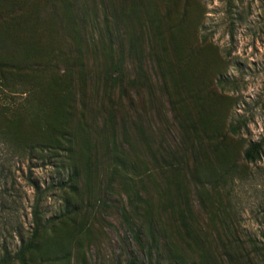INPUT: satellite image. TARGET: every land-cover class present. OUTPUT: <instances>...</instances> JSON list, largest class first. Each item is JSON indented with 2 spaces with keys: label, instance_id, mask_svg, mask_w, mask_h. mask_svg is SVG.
Segmentation results:
<instances>
[{
  "label": "rangeland",
  "instance_id": "374dc122",
  "mask_svg": "<svg viewBox=\"0 0 264 264\" xmlns=\"http://www.w3.org/2000/svg\"><path fill=\"white\" fill-rule=\"evenodd\" d=\"M84 4H106L110 24L119 20V84L104 77L90 16V27L74 16L79 28L59 0H0L6 55L25 66L0 71V128L10 133L0 132V260L19 264L36 231L26 264H148L119 210L131 192L160 264H264V146L256 161L243 158L264 141V0ZM43 133L88 161L75 187H58L67 171L19 144ZM66 200L81 210L67 214ZM237 240L262 250L227 261L222 245Z\"/></svg>",
  "mask_w": 264,
  "mask_h": 264
},
{
  "label": "trees",
  "instance_id": "16d2710c",
  "mask_svg": "<svg viewBox=\"0 0 264 264\" xmlns=\"http://www.w3.org/2000/svg\"><path fill=\"white\" fill-rule=\"evenodd\" d=\"M59 4L61 5L60 7L61 8V13H60L61 18L67 17L68 20H71L72 22H76L79 28H81L80 27L81 24L77 22L79 17L76 18L74 17L75 15L82 16L81 23L85 27L88 24L87 18L89 16L91 17V21L93 23V25H91L92 26L91 32L93 34L91 41L93 43L95 42L96 44L95 47H99L98 49H100L101 55L104 56L105 60H108V62H105L103 64L104 67L109 68V70L105 72L104 77L106 78V80L110 81L113 85L123 82L121 64L124 63V59H123L124 53L121 50V48H119L120 46L114 47L113 40H115L114 39L115 37L114 38L111 37V34L112 35L116 34V32L112 31V29L114 30L115 27H119L120 24H119L118 19L113 20L112 24H110L108 20V15H107V12L109 11V7L108 6L106 7V4H103L99 7L95 6L94 4L92 6L89 4H84L80 6V5H77L78 0H59ZM101 9H105V13L104 14L101 13L102 20L104 21V26L98 28L95 26V22H96L95 20L99 17V10ZM56 10H59V8L56 7ZM88 27H90L89 24H88ZM8 42H9L8 39L5 36L0 34V51L1 49H6L5 52L7 51ZM79 45H80L79 47L81 48L82 40L79 42ZM83 45H87V44L83 42ZM117 49L120 51L118 55H116ZM6 54L7 52L5 53V56L2 57L3 55L2 53H0V71L5 67L11 68L14 63L16 64V67H15L16 69H21V70L25 69L24 59L22 60L21 58L20 59L16 58L15 60V58L9 57ZM78 55H79L78 64H79L80 69L83 72L84 56L82 53H78ZM95 55L97 56V54ZM112 70L114 72H117L118 74H114V72H111ZM99 72L100 71H98V75H100ZM229 130L231 132H235L236 131L235 125L231 124L229 126ZM0 132L5 134L6 136L7 134L10 135L9 131L6 128H0ZM114 132H115V129H113V133ZM109 136L112 137L113 134L110 132ZM112 139L113 138H110L111 142L114 141V139L113 140ZM19 144L25 148L32 150L41 159H44V160L54 159V161L57 162L58 166L61 169H64L67 171L66 179L63 181H60L57 184V186L62 189L75 187L76 179L80 177L82 173L90 169L89 164L87 163L88 161L84 160V158L83 159L76 158V156L73 155L72 153V147L70 146L69 148L68 146H64V144H62L61 141L58 140L56 137L47 138L43 133V136L41 138L31 137V138L21 139ZM85 146H87V144ZM263 146H264L263 140L253 141L249 143V145L243 151L244 160L248 162H254L257 159H259ZM86 149H89L88 146L86 147ZM86 157L90 160V156H86ZM115 159L117 160V165L120 167V169H123L124 167H126L123 164L126 161L124 158H122L121 156H118V157L115 156ZM115 159L113 158V160ZM106 188L107 187H105V193L106 192L110 193V190H107ZM100 191L104 192L103 186L101 187ZM134 195L137 199L142 200L139 194L135 193ZM126 196H127L126 200L130 207L127 208L123 206L121 209H119L121 212V215L124 216L125 218L124 220L127 223L128 229L132 233L136 243L142 250L145 251L147 263L148 264H152V263L160 264L159 254L154 252L152 244L146 246V238L142 234L143 233V230H142L143 218H142V212L140 210L142 208L139 205L133 204V200L131 199V196H132L131 192H127ZM65 203H66V206L69 207V201L66 200ZM103 204L104 203H102L101 205ZM69 208L70 210L67 212V214L69 215L77 214L81 210L79 208V205L71 206ZM36 237H37V232L33 231L31 236L25 242H21L20 246L18 247L15 253V257L13 258L16 262H18L19 264H26L28 257L32 256L33 252L36 249V244L34 241ZM222 246L223 248H226L224 250V255L227 261H233L237 257H242V258L250 257L252 253L254 255H257V253H259L262 250L259 247L255 248V245L251 241L249 243H245L244 241H238V240L235 242L229 241V242H226V244H223ZM8 255L9 253H6V255H4L1 258L0 264H7V262L10 261L9 259L11 258H9ZM153 255L155 258L153 257ZM128 264H137L136 259L134 257H131ZM168 264H174V263L170 262ZM183 264H186V263H183ZM206 264H211V263L206 261ZM244 264H249L247 259L245 260Z\"/></svg>",
  "mask_w": 264,
  "mask_h": 264
}]
</instances>
